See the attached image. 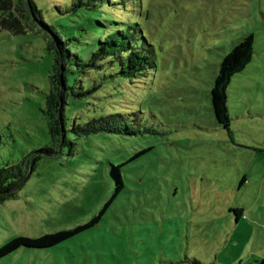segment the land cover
Listing matches in <instances>:
<instances>
[{"label": "rangeland", "instance_id": "obj_1", "mask_svg": "<svg viewBox=\"0 0 264 264\" xmlns=\"http://www.w3.org/2000/svg\"><path fill=\"white\" fill-rule=\"evenodd\" d=\"M33 1L83 57L96 48L103 15L139 25L157 67L131 79L86 76L87 90L100 87L70 98L69 130L120 114L135 134L70 131V144L43 156L18 197L0 203V246L101 215L98 223L52 248H20L0 264H261L264 0H111L95 10L80 0ZM249 34L253 61L232 78L224 129L212 89L223 58ZM48 42L37 26L0 31V168L52 144L42 112L54 66ZM235 208L244 210L239 221Z\"/></svg>", "mask_w": 264, "mask_h": 264}, {"label": "trees", "instance_id": "obj_2", "mask_svg": "<svg viewBox=\"0 0 264 264\" xmlns=\"http://www.w3.org/2000/svg\"><path fill=\"white\" fill-rule=\"evenodd\" d=\"M80 1V6H86L89 10L103 7L105 1L112 5L111 0ZM114 4L116 5L115 2ZM99 15L102 16L103 12ZM96 22L100 32L96 48L89 53L88 57H83L71 49L70 40H65L53 26L45 21L42 11L33 0H0V31L20 35L27 33L33 26H37L49 36L48 50L54 55L50 91L46 97L45 108L42 110L48 123L52 144L37 150L36 155L26 156L19 164H7L0 168V203L18 197L19 192L30 179L37 162L43 156H57L65 145L70 144L68 137L70 131L79 136L99 133L135 134L125 125L120 114L94 118L84 126L75 122L71 130L68 128L66 108L70 98H86L100 87L98 85L89 90L85 88L84 81L90 73L101 71L105 73V78L131 79L146 76L149 70L157 67L145 48L147 40L142 30L140 31L139 25L117 21L112 15H103ZM254 44L255 35L249 34L234 46L221 62L212 89V103L215 117L224 129H229L231 126L228 88L232 78L243 72L253 61ZM70 76L75 79L74 85H70ZM118 182L120 184L118 191H120L123 187L122 177H119ZM246 182V177H242L240 187ZM233 211L236 220L239 221L243 217L244 210L235 208ZM100 217L101 215L74 230L46 234L39 238H13L0 246V260L23 247L31 249L55 247L97 224ZM261 264H264V261Z\"/></svg>", "mask_w": 264, "mask_h": 264}, {"label": "water", "instance_id": "obj_3", "mask_svg": "<svg viewBox=\"0 0 264 264\" xmlns=\"http://www.w3.org/2000/svg\"><path fill=\"white\" fill-rule=\"evenodd\" d=\"M31 167H32V165H31Z\"/></svg>", "mask_w": 264, "mask_h": 264}]
</instances>
